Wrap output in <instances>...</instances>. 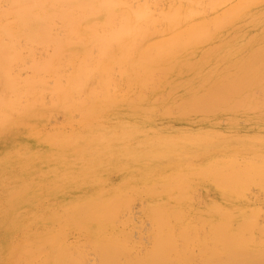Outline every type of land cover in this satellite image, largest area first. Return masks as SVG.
I'll return each mask as SVG.
<instances>
[{"label":"rangeland","instance_id":"obj_1","mask_svg":"<svg viewBox=\"0 0 264 264\" xmlns=\"http://www.w3.org/2000/svg\"><path fill=\"white\" fill-rule=\"evenodd\" d=\"M16 1L13 2L18 5L19 0ZM69 1L66 0L63 3ZM75 1L72 0L69 3H74L73 5H75L77 3ZM13 2L11 0H0V8L9 13V8L13 5ZM28 2L29 0L26 3ZM19 3L22 4L23 0H20ZM26 3H24L25 6ZM69 3H67L68 5H64L69 6ZM126 3L130 5L128 9L131 14H127L130 16L129 18H131V15L135 17V13L139 16V12L137 13L138 7L144 8V12L140 13V16L143 17L142 20L138 17L140 21H136L140 27L139 30L138 28L135 30L134 26H132L133 24L127 25L128 22L130 24V19L125 23L126 25L124 24L126 21L122 19L126 17V12L129 13L125 6L126 12L122 13V17L123 15L124 17L117 19L121 15L115 16V19L118 21L115 20L116 23L111 22L112 24L108 21L112 15H109L110 17L107 18L106 14L109 13L108 11H104L103 23L109 26L103 24L106 26L103 27V35L98 36L103 37L104 42H106H103V49L105 46L109 48L105 51H108V60L111 63V67H113L110 74L112 76L111 82L113 83L107 87L109 90L106 88V93L110 92L111 89V95L108 92V95L112 96L111 101H103L100 93L102 83L99 81V78H92L87 87L88 89L85 91V88L79 90V79L75 76L79 65L78 54L83 51V48L87 47V49L93 51L97 60H100L101 54L98 53V49L96 51V47L94 46L98 37H93V40L87 38V41L85 37L78 38L66 35L65 31L69 30V26L67 25V28L66 24L68 22H65L68 18L64 17H67L66 15L68 14L60 11V7L58 9L57 6L55 7V14L57 12V15L54 19H60L61 23L62 21L63 23L65 22L67 29L64 27L65 31L63 28L61 30L62 24L56 26L57 22L60 23L57 20L52 22L54 21L53 19L47 22L48 24L50 23L49 28L54 23L55 27L54 29L51 27V30L53 29L52 31L58 34V36H55L54 32L51 36L49 34L47 40H52L55 36L53 40L58 39L61 47L58 51H53L50 48L52 45H48L49 50L46 51L47 46L43 49L44 46L36 44L39 47H34L35 45L33 44L32 48L36 49L34 51L29 46L30 43H23L26 42L24 38L27 34L29 35V32H34V29L36 30L37 28L36 26L43 24L42 21L37 20L38 18L34 20L35 17L33 18L32 16L34 14L30 13L33 10L29 11L24 7L29 12L28 14L24 10L26 12L25 15L19 9L21 6L18 9L14 7L15 12L19 10V12L23 13V17H20L19 15L22 16V13L18 14L16 12L18 14L16 17V15L11 14L13 9L12 7L10 8L12 9L10 11L12 16L8 14L9 18L19 20L18 24L15 20L9 23L10 27H14L13 29L15 30L9 28L8 24L5 25V28L8 26L7 29H4V26L2 28L1 24H6L8 23L6 21L11 19L8 18L9 20L5 21L4 19L8 15L3 16L4 13L0 12L3 16L0 17V31L3 29L5 32V34H3V31V33L1 32L2 37L4 36L2 40L0 33V42L8 40L6 39V35H9L11 38L17 34L18 38L20 35L24 37V41L21 37L22 42L20 38L17 40V37L15 40L17 41L15 43H18L17 45H23L22 49L19 48V50H21L20 53L22 54L20 55H23L24 60L21 59L19 51L16 54L17 45V47L14 45L16 47H14L15 53L9 50L10 54L13 53L20 56L18 63L16 62L18 65L15 64V60L14 64L11 62L16 68L10 65L13 70L10 71V74L16 71L15 74H11L12 76L16 75L15 81L18 79L17 75H20V83L17 81L20 85L22 82L24 83L22 79L25 78L24 80L30 79L29 81H32L37 73L42 74L43 78L40 79L41 81L38 79L39 86L42 87L43 92L45 89L50 91L47 92L45 90L44 95L41 93V98L43 96L41 101L45 107H51L42 109V114L45 113L43 114L45 116L42 115L41 124L35 129L37 136H42L40 138L42 139V145L35 148L36 150L26 147V150L23 151L25 153L24 157L28 158L30 156L29 158H33L34 163L31 160H27V163L26 157H21L17 155V152L15 153L11 150L10 145L13 140L3 141L4 136L8 133L7 129L12 119L10 118L9 120V117L7 116V118L4 115L8 121H4V117L2 122L0 120L3 123L0 124L2 126L0 127V141L3 142L0 145V264H17L10 260L6 263L4 259L8 256H4V253L6 251L8 253V249L11 246L10 241L5 244V235H7L5 231L6 221L3 220V218H6L5 216H21L22 213H26L27 218H25V223L31 222L32 224V216L35 217V214L40 213L43 217L55 213V216L67 219L76 210L95 212L93 209L100 208L94 203L98 196L102 200L104 198L108 204L113 205V203H117L120 199L122 203L121 201L119 204L117 203L118 206L120 205L119 207L117 206L116 210L119 216L118 214L114 215L115 211L112 213L113 216L107 217V220L103 215L96 214L95 221L97 223L107 224L106 228L98 230L95 235L96 238L103 239V244L107 242L106 246L117 249L116 264H128L132 258L137 259L138 263L148 264L147 258L145 260L144 258L154 245L152 243L153 233L158 228V225L164 221L157 214L159 211L154 210V207L160 208V206H157L158 200H154L153 198L151 200L149 198L143 183L144 179L152 178L157 181L158 186L163 185L158 180L159 174L162 171L157 165V161L150 159L148 154L161 155L162 157L165 155L168 158V154H163L164 146L168 145V143H170L168 145L169 148L179 145L180 149H186L188 145H193V143L208 148L212 146L218 137L222 136L229 139L236 137L237 140H247V142L251 141L255 143V150L250 151L244 148L249 153L247 156H240L241 159L236 155V152H239L237 148H234L233 151L225 150L224 158H228L229 156L227 161L231 162L238 160L235 167L242 172H248L251 169L255 170L247 178L256 182L250 184L251 186H247L243 192L245 194L244 198L248 199L245 213L247 216L246 226L240 230L237 227V222L233 223V225H235L234 230L240 231L239 235L242 241L249 242L257 239L255 240V244L257 245L255 246L261 247L263 249L262 252H264V231H262L264 229V181L259 176L260 172H264V0H107L106 6L108 8L104 6L105 3L103 7L110 12L115 11L116 15H118L124 8L123 4L126 5ZM64 5H62L63 9L66 8L68 10ZM81 5L83 6V4ZM76 8L73 9L77 10ZM131 8L135 11H131ZM75 12V14H80L81 11L79 13ZM58 14L62 15L58 16ZM69 16L71 17V15ZM74 17L80 18L82 16L80 14V16L76 15ZM23 18L28 19V26L27 24L26 26L29 29L25 27L23 30L25 26V23L22 22ZM39 19L42 20L41 16ZM30 20L35 21V23L33 24ZM77 20L79 21L80 19ZM83 23L85 22H81V24ZM113 23L115 24L113 25ZM179 23L183 24L180 28H178ZM16 24L18 27L15 26ZM124 26H127V33L131 28L134 32H137L132 33L131 29V34L125 35V33H121V35L123 34L121 36L120 30ZM8 28L9 30L11 29V32L7 31ZM26 28L29 30L28 33L25 32L27 31ZM55 28L58 31L65 32V34L61 31H56ZM112 30H119L118 32L115 31V33L119 34L118 37H120L116 36L117 38H114L117 34L112 35L110 33ZM188 30L191 31L186 36L184 32ZM13 32L17 34H14L12 37L11 33ZM175 32L180 33L177 34L179 35L177 37L178 42H180L178 45H181L178 49L175 47L177 46L176 43L173 42L172 44L169 42L176 38ZM112 33L114 34V32ZM182 35L183 37L185 35L188 40L186 41V37L183 40ZM115 39L117 40L115 41ZM118 39L124 42L122 49L127 44L124 51L121 50V42L118 46ZM19 40L21 43L18 42ZM174 40L176 41V39ZM167 41L170 43H167V48L165 45L161 46ZM181 41L184 45L181 44ZM5 42L2 45L9 43ZM10 44L11 46H9ZM24 44L29 46L32 51L27 46L24 47ZM2 45H0V48ZM9 45H7V50L12 47L13 42L9 43ZM159 46L165 47V50H169L155 61L157 63L151 66L152 69L150 71H144L139 68V62L147 57L154 56L161 50ZM3 48L4 46L1 49ZM14 48L12 49L14 50ZM4 50L6 49L4 48ZM0 52L6 58L9 57V55L7 56V51L1 50ZM52 55L55 61H58L62 57V65L59 67L60 69L56 70L61 76L63 87L76 92L74 98L77 100V106L76 108L74 107L75 109H72L67 103L62 101L63 98L56 91V88L53 90L52 86L55 84L53 72L49 69L40 70V65L33 63L35 61L40 63L47 56L52 57ZM168 55H172V58L170 59ZM6 58L3 57V59ZM193 59H196L195 61L202 60L206 64L202 62L200 65H197L199 62H193ZM19 60L20 62L22 60L26 61L27 66L24 62V65L21 63L19 65ZM7 61L11 64L9 58ZM31 62L34 64V66L32 65L33 70L31 69ZM103 62H105V58ZM251 63L253 66L250 65ZM177 64L178 66L181 65V67L174 66ZM4 65L6 66L7 63H4ZM243 67L244 69L246 68L245 70H247L250 80L239 81L234 79L236 75L245 72L238 71V69ZM1 68H5L2 64H0V72L4 74L5 72L3 73ZM191 68L193 69L191 70ZM9 69L11 70V68ZM187 69L190 70L189 73H186L188 72ZM235 72L236 74L234 75ZM229 75L230 78H228ZM182 78L187 82L185 83ZM8 79L7 75H0V85L3 84V81H8ZM36 81H34V87L36 86ZM177 81H181L182 83L176 84ZM5 84L7 83L3 85ZM187 85L188 88L186 87ZM5 86L7 87V85ZM5 86H3V90L1 89L5 91L0 95L2 101L6 99ZM106 89L103 88V95L106 94L104 91ZM38 91L41 92V89ZM91 92H93L92 95L90 94ZM2 96L5 97L2 98ZM54 100L55 102L51 103ZM55 103L57 107L53 105ZM0 105L1 110L2 104ZM2 111H0V116L3 115ZM50 111L51 114L55 113L50 115ZM14 115H17V118L21 116L17 112ZM51 135L54 138H51ZM62 137L66 140L64 145L60 143ZM174 140L177 141V144L174 143ZM43 149L44 151H42ZM145 149H148L146 156L142 152ZM250 152L252 153L250 154ZM32 153L39 155L35 156ZM212 153L214 152L209 151L207 154L210 155ZM16 155L19 157H16ZM33 155L38 160L34 159ZM170 155L171 157H175L172 151ZM184 155L187 158V154L184 153ZM187 160L189 159L187 158ZM81 170H86V175L81 173ZM170 172L174 175L173 178H175L180 173L191 175V172L194 171L193 168H188L187 170L179 168L178 170L171 169ZM198 172L200 171L197 170V172L192 173V176L195 175L194 180L190 183L186 194L179 189H176L175 192L168 190L160 200L161 205L165 207L164 210H169L174 215L173 211L184 208L183 210L188 219L191 222L193 221L190 232L186 233V238H191L192 243L177 241L180 244L179 246L187 243L188 247L186 250H188L189 258L194 262L192 264H195V262L196 264H204L206 263V258L211 257V255L209 256V251L208 253L202 251L205 247L207 248H205L206 250L213 248L212 239L214 235L213 224H211V217L209 215L210 203L205 196V189H212L211 177L213 178L215 173L209 171V173H205L206 177H204L199 175ZM111 194L113 198L115 196V199L112 198ZM76 195L81 198H77ZM73 196L74 199H72ZM124 198L129 201H126L128 205H122L124 204V200H122ZM101 199L100 201H102ZM205 211L207 214H205ZM201 215L204 217H201ZM169 219L168 222L170 224L166 225L163 223L165 227L173 224L178 229L180 223H186L181 216L174 215ZM158 220L160 222L157 223ZM75 221L57 222L51 226L52 229L46 228L44 230L48 234L43 231L40 232L42 236H47V242H44L46 254L55 253L58 255L61 252L62 246L68 244L72 247L70 251L72 258L58 256L57 259L73 260L75 264H99L102 255L97 251L93 242L90 241V233L88 231L85 232L84 228L80 226L82 224L79 223L80 221L74 223ZM239 235L238 239H231L232 250L234 248L240 249L237 243ZM260 237L262 238L260 239ZM250 250L249 246L247 251L250 252ZM167 255L172 259L175 257L173 251L167 252ZM203 257L205 261L201 262ZM254 261L251 260L249 262L244 260L239 261V263L254 264ZM261 262L264 263V260L257 263L262 264Z\"/></svg>","mask_w":264,"mask_h":264},{"label":"bare ground","instance_id":"obj_2","mask_svg":"<svg viewBox=\"0 0 264 264\" xmlns=\"http://www.w3.org/2000/svg\"><path fill=\"white\" fill-rule=\"evenodd\" d=\"M11 1L17 2L16 0H11ZM19 1H18V5H17V3H14V2L12 3L13 5L10 3L12 5V6L11 5L10 6L12 7L13 11H11L12 9H10L11 8L10 7L9 13L7 11L5 12V10L3 8H0L1 9L0 12L4 13L3 16L4 15L7 16L8 14L10 16H12L11 14H14V16L16 15V17H17V15L21 14L22 12L25 13V15H26V12L28 10L29 11L33 10V12L30 11V13L34 14V15H32L33 18L35 17L34 20H36V18H38L37 20L43 22V24H41L42 22L40 23L43 26L38 25V26H36L37 27L36 30L38 29L37 30L38 32L34 29V32L33 31L29 32V35L25 34L26 35V36L24 35L25 38L23 37V35H20L19 38H20L21 42H22L23 38L26 39V42H23V43H28V44L30 43L29 46H31V48H32L33 44L35 45L34 47H39V46L43 47L44 46L43 49H45V46H47L46 47L47 49H45L46 51L49 50L48 48L50 45H52V47H50V48H52L53 51H58V49L61 47V43L58 42V39L53 40V39H55V36H58V34H56V32L52 31L55 27L54 23L52 24V22H55V20L60 22V23L57 22V25L55 23L56 26L62 24V27L59 26V27H61L60 28L61 30H62V28L64 30V27H65V29H67L69 26V30L67 29L68 31L64 30L66 32V35H68L69 37H72V36L78 37V38L85 37L86 40L88 41L87 38L93 40L92 39L93 37L96 38L99 35H103V27L109 26V25H106L103 23L104 22L103 21L104 11L105 12L108 11V13H109V14H106L107 16L105 15L107 18L110 17L109 15H112L108 19V21L111 23V22H115V20L118 21L117 20L118 18L122 19L124 17V15L122 17V13L126 12L125 6L127 7V9H128V7L130 8L129 3L128 4L126 3V5L123 4L125 9L123 8L120 13L117 12V13H119L118 15H116V12L113 11L115 13V15H114V13L112 11L110 12L105 7H103L104 3H105L104 6L107 5L106 4L107 0L106 1H104V0H89V2H88V0H85V1L82 0L83 2L81 0H76L75 2H77V3H75V5H73L74 3H69L72 0H70V1L68 0L69 2H66V3H63L66 0L65 1H63V0H29L28 3H30V4L26 3L28 0L27 1L23 0L22 4H20ZM79 1H81L82 3ZM78 2L83 4V6L81 4H79ZM87 2H88V4H86ZM24 3H26V6ZM67 3H69L70 5L72 4L73 6L69 5L70 6L69 7V6H67L68 5ZM64 4H67V5L65 6ZM62 5L67 7L68 10H66V8L63 9ZM57 6H58V9L60 7L59 10L63 11V13L71 15V17L69 16L70 18L68 17V15H66L67 17H64L66 19L68 18L67 19L68 21L66 19H62V20H66L65 22H68L66 24V26L68 25L67 28L65 26V22L63 23V21H62V23H61L60 19L59 20L57 18L54 19L55 16L57 15V12L55 14V11H56L55 7H57ZM76 6H78V7L76 8ZM79 6H81V7H79ZM14 7L16 9H18L20 7L19 9L22 12L21 11L19 12V10H16V12H18V14H17L15 12ZM24 7H26V9H28V10H26ZM144 7H145V5H144ZM69 8L70 9L72 8V9L70 10ZM73 8H76L77 10H75ZM139 8H141V9H139ZM24 10H26V12ZM137 10H138L137 13L139 12V16L136 15V13L134 12L135 14L134 13H132V14H134L135 17H132V15H131V18H129L130 16H128L127 14H131V13L128 9L129 13L126 12V17H124L122 19L123 21H126V22H124V24L127 23V21H129V19H130L131 22H130V24H128L129 23L128 22L127 25L129 26V25L133 24L132 26H134L135 30H137V28L139 30V28H140L137 25L138 23L136 21H140L139 18H141V20H142L143 17L140 16V13L144 12V8L138 7ZM75 11H77V13H79L81 11L80 14L82 17H80V18L76 17L75 18L74 16H76V15L80 16V14H75L76 13ZM83 11H85V12L82 13ZM131 11H135V10H133L131 8ZM13 12H15L16 14ZM1 13H0V17H3L1 15ZM23 13H22V16L21 15H19V16L23 17ZM27 13L29 14V12H27ZM60 13H62V12H60ZM62 14H58V16L62 15ZM83 14H84L85 20H84ZM9 15L7 16L6 19H4L5 21L11 19V18H9ZM119 15H121V17ZM40 16H41L42 20L39 19ZM115 16H119V17H117V19H115ZM81 18H83V19H81ZM107 18H106V20H107ZM112 18H114V19H112ZM53 19H54V21H52ZM77 19H80V20H82L81 22H85V23L81 24V22H79L80 20L78 21ZM11 20L6 21V22H8L6 24L3 23L4 25L1 24L2 28H3V26H4V29H7L8 26H9V28H11L9 23L14 22V20L17 21L16 18H14L13 21H11ZM31 20H32V18H31ZM0 21H1V19H0ZM18 21L16 22L17 24H18ZM50 21H52L51 22V24H52L51 27H53L52 30H51V27L49 28L50 23L49 24L47 23ZM22 22L25 23V26L23 28V30H24L25 27L28 26V24H27L28 19L23 18ZM31 22L33 24L35 23V21L34 22L31 21ZM115 23H113V25ZM7 24H8V26L5 28V25H7ZM13 24H15V23H13ZM13 24H11V25H13ZM17 24L15 25L16 27H18ZM26 24H27V26H26ZM103 24L106 26H104ZM29 25H30V22H29ZM181 25H183V24L179 23L178 28H180ZM39 26H41V27H39ZM45 26H47V27H45ZM130 27H128V28L130 29ZM9 28L7 31L11 32L10 30L13 29L14 27L11 28L10 30H9ZM27 28H26V30H27ZM49 29H50V31H49ZM109 29H111V27H109ZM123 29H125V30L123 31ZM123 29L120 30L121 31L120 35H121V33H125V35H127L128 33L131 34L132 28L129 30L128 33H127L128 30H126L127 26H124ZM1 30L3 31V29H1ZM13 30H15V29H13ZM20 30H22V29H20ZM23 30H22V32H23ZM31 30H33V29H31ZM55 30L58 31V29H56V28H55ZM2 31H0V33ZM28 31L29 30H27L25 32L28 33ZM35 31H36V33H35ZM60 31H58V32H60ZM100 31H102V32H100ZM115 31L118 32L119 30L118 31L112 30V31H110V33L112 35H115V34H117V33H115ZM132 31H133V29H132ZM190 31L188 30V31L184 32L186 34V36L188 35L187 33H189ZM53 32L55 34L54 37L52 35L53 39L47 40V37L49 36V34L51 36V34H53ZM65 32H62V33L65 34ZM112 32H114V34ZM135 32H137V31H135ZM135 32L133 31L132 33H135ZM2 33H1V37H2ZM175 33L174 34H175L176 38H174V39H176V41L174 39H172L173 41L170 40L169 42L172 44H173V42L176 43L177 46H175V47H176V49H178L181 45H178V43L180 44V42H178L177 37L179 35H177V34H180V33H177V32H175ZM3 34H5V32ZM11 34L13 37L14 34H17V33L13 32ZM30 34L31 35L34 34V35L31 36ZM118 35L119 34L115 35L114 38L116 36L118 37ZM186 36L184 35V37H186ZM6 37L5 38L8 39L9 41L6 40V42H5V40H3L2 42H0V45H2V43H4V42L5 43H8V42L12 43L13 42V45H12V47L8 48V50H7V45H9V43L7 45L6 44L2 45L1 48L4 46V48L6 50H4V48L3 49L0 48V51L1 50L5 51V52L7 51V56L9 55L8 58L10 60V63L13 62V64H14V60H15V64L18 65L17 64L18 58H20V56H21L20 54H22V53H20L21 50H19V48L22 49L23 45L19 46V45H17L18 43L17 44L15 43V42H17V41H15L16 37H17V40L19 39L18 34L15 35V37H13V38L9 37V35H6ZM8 37L11 39H9ZM21 37H22V39H21ZM184 37L182 35L183 40H184ZM3 38H4V36L1 38V40ZM24 39H23V41H24ZM20 40L18 41L19 43H21ZM79 40H81V39H79ZM116 40L117 39H115V41ZM187 40H188V38L186 39V41ZM83 41H84V38H83ZM104 41L105 40H103V37H98V38H96V43H94V46L96 47V51L98 49V53L101 54V58H99L100 60H97V58L94 55V52L87 49V47L83 48V51L80 54H78L79 65H78V70H77L75 76L79 79V81H78L79 87H80L79 90L85 88V91L88 89L87 87L89 85V82H91L90 80L92 78H96V77L99 78V81L102 83L100 93H101V96L103 98V101H111L112 96L110 97L108 95L109 93L111 95V89H110V92L108 91L109 93L108 92L106 93V91H107V89L109 90V88H107V87L111 86V83H113V82H111L112 76L110 75L112 73L113 67H111V63L108 60V58H109L108 51H105L109 48L107 46H105L103 49V42ZM117 42H119L118 43V46H119L121 41L118 39ZM169 42L167 41V42L163 43L161 46L165 45L167 48V45L170 44ZM104 43H106V42H104ZM123 43L124 42H121V50L124 51L127 44L126 45L124 44L125 48L122 49ZM182 43L183 42L181 41V44ZM36 44L39 46H37ZM14 45L15 46L17 45L18 49L16 48L17 46L15 47ZM106 45H108V44H106ZM182 45H184V44H182ZM9 46H11V44ZM26 46L27 45L24 44V47H26ZM29 46H27V48H30ZM161 46H159V49H161V50L159 52H157V54H155L154 56L147 57L144 60H142L141 62H139L138 63L139 68H141L144 71H150L152 69L151 66H153L154 64L157 63L155 61L160 56H162L163 53H166L167 50H169V49L165 50V47L162 48ZM14 47L16 48V54L19 53L20 56L13 54V53H15ZM12 48H14V50ZM31 48H30L31 51H32V49L34 50V48H32V49ZM9 50L11 52L12 51H14V52L12 54H10ZM103 53H104V56H103ZM10 55L13 56V57L11 56V59H10ZM14 55H16V56H14ZM0 56H3L4 58H6V56L4 54H0ZM168 56H170V59L172 58L171 57L172 55H168ZM3 57L0 58V60H1L0 64H2V66H4L5 68H1V71L3 73L5 72L6 74L5 73L2 74L0 72L1 73L0 75L1 76L7 75L9 77V79H8V81H5V82L3 81V84L7 83V84H5V85H7V87L5 85L1 84L2 87L0 88V90L1 89L3 90V86H5V90H6V99H4L5 101L3 100L4 102L1 100V97H0V104H2L0 111H2L4 106H6L4 108L5 111L3 109V111H2L3 113L1 112L3 115L0 116V117H2L0 120L2 122L3 117L5 118V119H3L4 121H8L7 120L8 117H9L8 118L9 120H10V118L12 119L11 124L9 125V128L7 129L8 133L4 136L3 141L7 142L8 140H11V141L13 140L11 142V145H10L11 150L15 153L17 152V155L24 157L25 153H23V151L26 150V147H29L31 150H34L35 148H38V147H40V145H42V141H41L42 139H40L42 136L38 137L37 133L35 132V129L38 125L41 124V121H42L41 118L43 116H45V115H43L45 113L42 114V109H44V108L47 109V107L48 108H51V107H49V106L45 107V105L41 101L43 98V96L41 98V93H42V95H44V92L46 90L45 89L43 92L42 87L39 86L40 84H39L38 79L40 80L43 78L42 74L37 73L36 77L34 79L32 76V79H33L32 81H29L30 79H26V80H28V81H26V80H24L25 79L24 78V79H22V81H24V83L21 81L22 84L20 85L19 84L20 83L19 79L21 78V77L19 78L20 75H17L18 79L15 81L16 75H14V76H12V75L15 74L16 71L13 74L11 73L12 75L10 74V71H13L12 66H14L15 68H16V66L12 65V63L9 64V61H7L8 58H6L7 59L6 60V59H3ZM21 57H22L21 59L24 58L23 55ZM104 58H105L106 63L103 62ZM2 59L4 62L2 61ZM12 59H13V61H12ZM20 60H19V65H20V63L23 65L25 63L27 66L26 61H23L24 59L21 62H20ZM61 60H62V57H60L58 59V61H55L53 59V55H52V57L47 56V58L44 59L40 63H37L36 61L33 63L36 65L37 64L40 65L39 66V67H41L40 70H48L49 69L50 71L53 72V78H54V83H55L54 86H52L53 90H54V88H56V91H58L61 94V97L63 98L62 101L64 103H67L72 109H75L77 106V100H75V98H74L76 92H74L68 88L63 87V84L61 81V76L59 75V73L56 70V69H60L59 67H61V65H62ZM195 60L193 59V62H199V64L197 63V65H200L202 62H204L202 60H200L201 62L199 60L198 61H195ZM4 63H7V65H9V66L8 67H7V65L5 66ZM33 63L32 62L30 63L32 70H33L32 67L34 66ZM239 64L242 65L241 63H239ZM10 65H12V66H10ZM197 65H196V67H197ZM250 65L253 66L252 63ZM174 66H178V64L174 65ZM179 66L181 67V65H179ZM179 66H178V68H180ZM194 66H195V64H194ZM21 67H22V65H21ZM200 67H198V68L200 69ZM9 68H11V70ZM183 68H184V66H183ZM236 68H237V66H236ZM4 69H6V70H4ZM19 69H20V66H19ZM28 69H30V68H28ZM192 69L193 68H191V70ZM245 69H244V67L241 69H238V71L241 70V71H245V72L240 71L241 74L236 75L234 79H237L239 81L250 80L249 74H248L247 70H245ZM253 70H255V69L253 68ZM187 71L188 72H186V71L185 72L186 73L190 72V70H188V69H187ZM183 74H180V75H183ZM235 74H236V72L234 73V75ZM193 75H195V74L193 73ZM34 76H35V74H34ZM231 76H233V75H231ZM11 77H12V79H11ZM13 77H14V79H13ZM191 77H193V76H191ZM228 78H230V75ZM182 79H184V78H182ZM188 79H190V78H188ZM197 79H198V77H197ZM17 81H19V83ZM34 81H36L35 87H34V85H35ZM184 81H185V79H184ZM184 81L182 80V82H184ZM202 81H205V80H202ZM182 82L177 81L176 84H181ZM186 82L187 81H185V83ZM190 84H191V81H190ZM128 85H131V84H128ZM178 86H180V85H178ZM191 86H193V85H191ZM36 87L37 88L40 87L38 90L41 89V92L36 90L37 89ZM186 87L188 88V85ZM103 88L104 89L107 88L106 90H104L106 93L105 95L102 94ZM2 90L0 91V95L2 92L3 93L5 92ZM190 90H191V87H190ZM46 91L49 92L50 90H46ZM90 94L92 95L93 92H91ZM227 95H231V94H227ZM3 97H5V96H2V98ZM54 102H55V100L52 101L51 103H54ZM41 104H43V105H41ZM53 105L56 106V103ZM53 105L51 104L52 107H53ZM178 105L182 106L181 104H178ZM137 111H138V109H137ZM16 112L19 113V115H21L20 118H17L18 116L14 115ZM20 112H21V114H20ZM49 113H50V115H53L55 112L51 114V111H50ZM4 115L6 117L7 116L8 117L6 118ZM1 122H0V124H3ZM0 127H2V126H0ZM45 133H47V132H45ZM50 134H51V132H50ZM48 135H49V133H48ZM56 135H59V134H56ZM52 136L53 135H51V138H54L55 134L53 137ZM55 138H56V136H55ZM91 139L93 140V138H91ZM162 139L170 140L168 138H162ZM65 142H66L65 138L62 137V140L60 141V143H62V145H64ZM2 143L3 142L0 141V145H2ZM174 143L177 144V141L174 140ZM169 144L170 143H168V145ZM168 145H165L164 150H163V154H168V158L165 155L162 157L161 155L148 154L147 153L148 149H145V151H142L144 156H146L148 154V157L150 159L157 161V165L159 166L160 170L162 171L159 174L158 180H160L163 183V185L158 186L157 181L152 179V178L144 179L143 183L147 189V190L145 189V191H146V194L149 196V198H151V200H152V198L154 200H158L157 206H160V208L154 207V210L159 211L157 214H159V216L161 217L162 220L164 219V221H163L164 224H166V225L170 224L168 222V220H170L169 218L173 217L174 215L183 217L184 221L186 223L183 224V222H182L179 225L177 224L178 229H176L175 226H173V224L169 227H165V225L163 223L158 225V228L153 233L152 243L154 245L147 252L148 255L144 258V260L147 258L148 264H192V263H194V262H192L193 260L189 258L188 250H186V248L188 247L187 243H183L181 246H179L180 244H178V242H180V241H187V242L192 243L191 238H189V239L186 238V233L190 232V230L192 228V222L193 221L191 222V220L188 219L186 213L183 210L184 208H180L177 211H173L174 215L171 213V211L164 210L165 207L161 205L160 200L164 196V194H166V192L168 190L175 192L176 189H179L186 194L188 187L190 186V183H192L194 180L195 175L192 176V173L197 172V170L200 171V172H198L199 175L204 176V177H206L205 173H209V171L212 173H215L214 177L213 178L211 177V181H212L211 184H213L212 189H205V196L208 198V202L210 203L209 215L211 217V224H213L212 228H213L214 235H213V239H212L213 248L210 247L211 248L210 250L209 249L206 250L207 248L205 247L206 248L205 249L203 247L204 248L203 251L201 249L202 252L208 253V251H209V256L211 255V257L208 256L211 259L206 258L207 260H206V263H204V264H245V262L239 263V261H244V260L246 261L247 260V261L251 262V260H255L257 262H260V261L264 260V252H262L263 249H261V247H259V246H255V245H257V244H255L256 243L255 240H257V239L251 240L249 242H246L245 240L242 241V238L239 235L240 231L234 230L235 225H233V223L237 222V224H238L237 227L240 230L244 229V226H246L247 216L245 215V213H246V208L248 205V199L244 198L245 194H243V192L247 186L256 182V181H253V180H250L249 178H247L251 175V173H254L255 170L251 169L248 172H242L238 168L235 167V164L238 162V160L231 162V161H227L229 156H228V158H226V157L224 158L225 150H232L233 151L234 148H237L239 152H236V155L239 156V159H241L240 156H247V154L249 153V151H246L244 148H246L250 151L255 150L256 149L255 143L251 142V141L247 142V140H245V141L244 140H237L236 137L229 139V138H226L225 136L224 137L222 136V137H218L215 140V142L212 144V146H210L208 148L202 147V146L194 144V143H193L194 146L188 145L186 147V149H180L179 145H176L173 148H169ZM210 149H212V150H210ZM170 150L172 151V153L175 157H171V155H170L171 151ZM42 151H44V149ZM209 151H213L214 153L208 155L207 153ZM184 153L187 154V158L189 160H187ZM251 153L252 152H250V154ZM32 154H34V153H32ZM17 155H16V157H19ZM27 155H29V154H27ZM34 155L36 156L39 154H34ZM35 156H34V159H36ZM28 158L26 159V161L31 160V162H33V158H31V159L30 158L28 159ZM41 158H42V156H41ZM41 158H40V160L42 161ZM36 160H38V159H36ZM164 160H168V161H164ZM24 162H25V160H24ZM27 163H28V161H27ZM179 168H183L186 170L188 168H193L194 172H191V175H186V174L180 173L177 175V177L173 178L174 175L171 174V172H170L171 169L178 170ZM175 172H177V171H175ZM81 173H84L86 175V170H81ZM259 176H261L262 180L264 181V172H260ZM163 187H164V189H163ZM112 194H114V193H112ZM112 194H111V196H112ZM74 196L72 199H74ZM95 196H97V195H95ZM111 196H110V199H111ZM76 197H77V195H76ZM77 198H81V197H77ZM112 198H113V196H112ZM100 199H101L100 196L96 197V199H95L94 203L100 207V208L93 209V210H95V212L94 211H87V210L86 211L76 210L75 212H73L72 216L67 218V219H62L59 216H55V213L54 214L52 213V215L48 214L49 216L47 215V217L41 216L40 215L41 213H40V214H35V217L32 216V222H33V224H32L31 222L25 223V218H27L26 213L25 214L22 213L21 216H5L6 218L5 219L3 218V220L6 221V230L5 231L7 233V235H5V237H6L5 244H7L9 241L11 244V246L8 249L9 252L7 253V251H6L4 253V256L8 255L4 258L6 263H8L10 260L12 262H16L17 264H75V261H73V260H68V259L59 260V259H57L58 256L59 257H66V258H72L71 253H70L72 247L68 244L62 246L61 252L58 255H56L55 253L54 254H49V253L46 254L45 249H44V246H45L44 242L45 241L47 242V236L46 235L42 236L40 232L43 231V232L48 234V232H46L44 230L46 228L52 229L51 226L54 225L55 223H57V222L64 223L67 221L76 220L74 223H76L77 221H80L79 223H82L80 226H82L84 228L85 232L88 231L90 233V241L93 242V244L97 248V251H99L101 253L102 258H101L99 264H116V262H117L116 254H118L117 249H115L113 247L106 246L107 242H105L103 244V239H100L98 237L96 238V236H95L96 233L98 232V230H102L103 228H106L107 224L105 225V224H102L100 222L97 223L95 220H96V214L97 215H100V214L103 215V217H106L107 220H108L107 217L113 216L112 213H114L117 210V208L120 206V205L118 206L117 203L119 204L121 199L118 200L117 203H115L116 205L112 201L111 202L113 203V205L108 204L104 198H103V200L101 199L102 201H100ZM113 199H115V196ZM126 199H127V197H126ZM122 200H124V204H122V205H125L126 201L129 202L128 200H125V198ZM121 203H122V201H121ZM68 204L70 206H72V204H70L69 202H68ZM126 205H128V204H126ZM47 210H49V209L47 208ZM44 211H46V210H44ZM117 212L118 211H116V213L114 215L118 214ZM199 212H201V211L199 210ZM8 213H10V212L8 211ZM205 214H207V212ZM118 216H119V214H118ZM201 217H204V216L201 215ZM30 221H31V219H30ZM158 222H160V221L158 220L157 223ZM27 227H28V229H27ZM262 231H264V229H262ZM32 233H33V235H32ZM238 235H239V241H237V243H238L240 249L234 248V250H232L231 249L232 248L231 239L232 238L238 239ZM262 237H260V239ZM260 241L262 242V240H260ZM103 245H104V248H103ZM249 246L251 248L250 252L247 251V248ZM171 251H173V255L175 256L173 259L167 255V252H171ZM201 255H202V253H201ZM202 259L203 260H201V262L202 261L204 262L205 258L203 257ZM196 260H198V259H196ZM255 261H254V264L255 263L260 264V263H257ZM128 264H141V263H138L137 259L132 258V260L129 261ZM195 264H196V262H195ZM262 264H264V263H262Z\"/></svg>","mask_w":264,"mask_h":264}]
</instances>
